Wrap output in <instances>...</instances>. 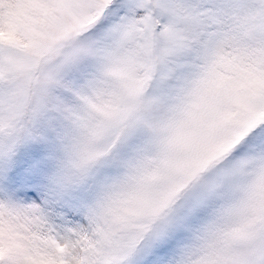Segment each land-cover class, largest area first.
<instances>
[{"label":"snow or ice","instance_id":"1","mask_svg":"<svg viewBox=\"0 0 264 264\" xmlns=\"http://www.w3.org/2000/svg\"><path fill=\"white\" fill-rule=\"evenodd\" d=\"M0 264H264V0H0Z\"/></svg>","mask_w":264,"mask_h":264}]
</instances>
